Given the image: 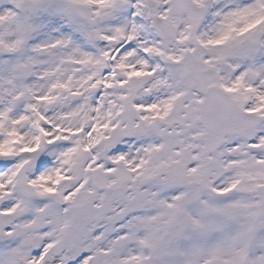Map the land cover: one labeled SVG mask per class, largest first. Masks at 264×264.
Segmentation results:
<instances>
[{"label":"snow or ice","instance_id":"1","mask_svg":"<svg viewBox=\"0 0 264 264\" xmlns=\"http://www.w3.org/2000/svg\"><path fill=\"white\" fill-rule=\"evenodd\" d=\"M0 264H264V0H0Z\"/></svg>","mask_w":264,"mask_h":264}]
</instances>
